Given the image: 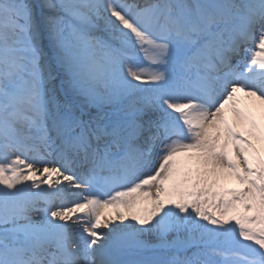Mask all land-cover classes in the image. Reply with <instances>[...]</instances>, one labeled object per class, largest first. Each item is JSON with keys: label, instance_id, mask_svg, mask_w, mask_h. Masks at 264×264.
<instances>
[{"label": "snow or ice", "instance_id": "1", "mask_svg": "<svg viewBox=\"0 0 264 264\" xmlns=\"http://www.w3.org/2000/svg\"><path fill=\"white\" fill-rule=\"evenodd\" d=\"M0 264H264V0H0Z\"/></svg>", "mask_w": 264, "mask_h": 264}, {"label": "bare ground", "instance_id": "2", "mask_svg": "<svg viewBox=\"0 0 264 264\" xmlns=\"http://www.w3.org/2000/svg\"><path fill=\"white\" fill-rule=\"evenodd\" d=\"M34 2H38V0H34ZM240 96L243 97V94H240ZM245 102L249 105H254V104L259 103L258 101H255L253 99L246 100ZM225 115H226L227 119L229 120V123H232L234 120V117L232 116L230 108L226 107ZM257 146L259 147V145H257ZM235 183H236V181L233 179V180L229 181L228 183H226L225 186L226 187H236ZM119 210L122 212L125 211L123 208H120ZM115 211L116 210L112 209V208H107L104 210L106 215H113V216L115 215ZM125 214L128 216V219L130 220V218H131L130 213H125ZM114 222H118V221H114ZM146 239L149 240L150 242H154V237H152V236H147Z\"/></svg>", "mask_w": 264, "mask_h": 264}, {"label": "rangeland", "instance_id": "3", "mask_svg": "<svg viewBox=\"0 0 264 264\" xmlns=\"http://www.w3.org/2000/svg\"><path fill=\"white\" fill-rule=\"evenodd\" d=\"M235 184H236V185H235L236 187H239V186H240V185H239V183H238L237 181H236V183H235Z\"/></svg>", "mask_w": 264, "mask_h": 264}]
</instances>
